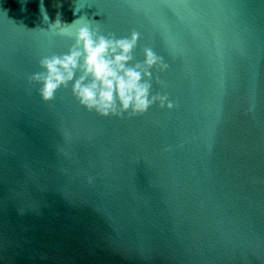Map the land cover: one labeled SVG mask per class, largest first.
<instances>
[{"label":"water","instance_id":"1","mask_svg":"<svg viewBox=\"0 0 264 264\" xmlns=\"http://www.w3.org/2000/svg\"><path fill=\"white\" fill-rule=\"evenodd\" d=\"M42 2L50 20L75 18L72 0ZM134 2L191 26L197 6L221 0ZM244 2L258 45L224 69L223 118L206 155L200 131L215 73L202 46L161 76L174 110L100 118L64 89L40 102L25 77L41 52L14 23L39 24L41 0H0V264H264V3ZM93 4L106 28L141 32L137 59L144 46L162 51L127 0ZM94 6L77 15L104 19ZM253 87L255 117L246 113Z\"/></svg>","mask_w":264,"mask_h":264},{"label":"clouds","instance_id":"2","mask_svg":"<svg viewBox=\"0 0 264 264\" xmlns=\"http://www.w3.org/2000/svg\"><path fill=\"white\" fill-rule=\"evenodd\" d=\"M264 3V0H261ZM70 23L57 12L50 20L43 2L39 7L40 23L28 29L14 23L17 33L31 35L32 47L39 49L37 71L26 74V83L35 91L42 104L51 105L64 89L85 112L100 118L133 119L153 107L174 110L178 104L166 91L169 61H184L192 47H201L215 73L201 125L202 150L210 155L215 144L216 129L223 118L225 82L223 72L238 61L250 60L258 37L251 23V10L244 0H221L197 6L194 25L163 23L164 13L152 6L127 0L130 14L140 16L160 40L161 52L151 46L134 56L141 32L136 28L118 35L106 28L105 15L93 0H72ZM57 7L60 5L57 4ZM95 7L93 16L77 15L85 7ZM255 87L249 91L246 113L255 117ZM163 151L169 149L165 147ZM91 183L93 178L88 177Z\"/></svg>","mask_w":264,"mask_h":264}]
</instances>
